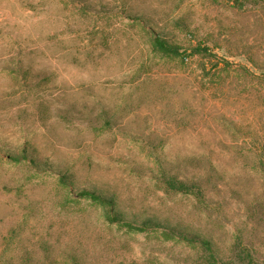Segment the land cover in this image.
<instances>
[{"label":"rangeland","instance_id":"374dc122","mask_svg":"<svg viewBox=\"0 0 264 264\" xmlns=\"http://www.w3.org/2000/svg\"><path fill=\"white\" fill-rule=\"evenodd\" d=\"M83 188L264 264V0H0V264H211Z\"/></svg>","mask_w":264,"mask_h":264},{"label":"trees","instance_id":"16d2710c","mask_svg":"<svg viewBox=\"0 0 264 264\" xmlns=\"http://www.w3.org/2000/svg\"><path fill=\"white\" fill-rule=\"evenodd\" d=\"M153 47L163 54H172V55H186L185 51H181L178 45L172 44L168 42L166 39L162 38L160 35H155L153 38ZM196 51L200 52H208V48L203 46L195 47ZM12 159L19 161L21 159H25L26 156H11ZM65 179V183L68 180V176H62ZM164 183L167 189H170L175 192L182 193H191L195 194L198 197L202 196V190L200 185L195 181H184L176 176L169 175L164 177ZM81 196L89 197L95 201H99L104 205L105 209V217L109 222H118L128 227L129 230L142 232L147 230H156L163 233L167 238H179L188 240L190 242H198L202 245V247L208 251L209 260L211 264L222 263V260H219L213 250V245L211 242L203 237L200 234H191L186 232L185 230L179 228L176 225L170 224L169 222H162L161 220L155 217H147L141 221L136 219H127L124 212L121 211L116 204L114 196H107L102 193H99L95 190H91L88 188H83L78 193ZM246 263L250 264L253 262L252 256L250 253L246 252L243 257Z\"/></svg>","mask_w":264,"mask_h":264}]
</instances>
